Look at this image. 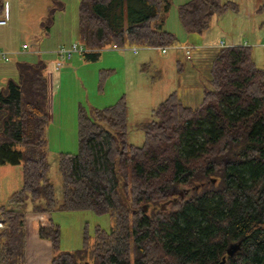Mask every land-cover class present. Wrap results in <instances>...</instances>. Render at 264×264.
Wrapping results in <instances>:
<instances>
[{
    "label": "trees",
    "instance_id": "1",
    "mask_svg": "<svg viewBox=\"0 0 264 264\" xmlns=\"http://www.w3.org/2000/svg\"><path fill=\"white\" fill-rule=\"evenodd\" d=\"M171 5L170 0H81L78 38L89 49L82 56L96 59L107 46L175 44L177 35L165 28L164 19ZM5 9L0 0V15ZM230 10L238 4L187 0L178 6V17L187 33L202 34L214 16ZM258 11L264 12V4ZM53 14L49 6L50 19ZM214 56L212 88L204 89L202 102L185 105L172 92L152 110V119L139 125L145 133L141 146L127 140L125 96L92 113L78 108V152L58 155L64 180L58 205L48 175L45 63L18 61L19 79L9 78L0 91V163L21 164L23 186L0 204L5 222L0 264L27 263L29 200L37 212L92 210L112 221L109 230L98 226L90 242L85 232L82 249L58 252L50 264H221L223 256L225 264H264V69L250 46H225ZM181 185L192 192L162 210L172 188ZM41 198L44 204L38 203ZM39 235L59 250L58 224L41 225ZM238 240L242 249L226 255Z\"/></svg>",
    "mask_w": 264,
    "mask_h": 264
},
{
    "label": "rangeland",
    "instance_id": "2",
    "mask_svg": "<svg viewBox=\"0 0 264 264\" xmlns=\"http://www.w3.org/2000/svg\"><path fill=\"white\" fill-rule=\"evenodd\" d=\"M80 1L5 0L6 8L12 12L11 45L16 44L15 47L22 51L23 44L29 46L24 53L14 54L8 66L15 69L19 60L45 62L51 113L48 126L51 168L48 175L55 185L57 205L63 199L64 184L58 168V155L61 152L76 153L79 149L78 108L84 107L92 113L94 109L116 103L125 96L127 140L129 144L141 146L145 142V133L139 125L151 120L152 110L172 92L176 91L185 105L196 107L203 100L204 89L212 88L209 74L215 56L210 51L204 52L199 43H230L235 40L237 44L250 46L253 60L264 69V12L258 11L264 0H231L238 4V10L214 16L204 36L187 33L179 20L178 6L187 0H170L171 8L164 13L165 28L177 35L176 45L194 46L196 49L192 53L172 47L164 53L159 46L140 45H136V53L133 50L135 46H107L102 48L96 59L75 54L74 59L57 70L56 55L51 51L62 43L78 39ZM226 1L229 0H222ZM49 6L54 8L53 19L49 18ZM188 35L191 39L184 37ZM240 38L242 40H238ZM17 57L20 59L15 60ZM14 78L19 79L18 71ZM22 186V165L0 163V204L6 203L9 196ZM38 203L44 204L45 199H39ZM31 204L29 200L28 206ZM51 217L61 231L59 250L54 249L56 254L82 249L85 232L90 242L98 226L109 230L112 225L110 215L97 214L92 210H55ZM34 226L30 218L29 233H33Z\"/></svg>",
    "mask_w": 264,
    "mask_h": 264
},
{
    "label": "crops",
    "instance_id": "3",
    "mask_svg": "<svg viewBox=\"0 0 264 264\" xmlns=\"http://www.w3.org/2000/svg\"><path fill=\"white\" fill-rule=\"evenodd\" d=\"M4 13L6 15L8 22L5 25H0V48H2L4 50H8V51H15L16 50V51H19V54L24 53L23 51H21V49L19 50L18 47H15L16 44L11 45V43H10L9 33H10V27H11L10 23L12 20L11 9L6 8ZM204 35L205 34L202 33V36H204ZM184 37L186 39H191L189 35L184 36ZM78 39H72L71 41H69L67 43H62V44L58 45L57 48L59 46H62V45H69L70 43H72L73 41H76ZM238 40H242V38H240ZM199 45L201 46L200 48L204 52L210 51L209 53H214V55H215V53L217 52V50L219 48H222L225 46L243 45V44H237V42L234 40L232 42L230 41V43H227L226 41H225V43L223 41H221V43H219V42L218 43H209V41H208V43H205V42L199 43ZM182 46H191V45H182ZM205 47H206V49H205ZM57 48H55V49H57ZM175 49H181V50L186 51L187 54H190L196 48L194 47V49H192V51L190 53H188L187 50L185 48H182V47H178ZM51 53L53 54V51H51ZM19 59H20V57H17L15 60H19ZM10 61L5 62V61L0 60V91L4 87V85L6 84L7 80L9 78H12V77L14 78L15 73H17V71H18L17 70V62L18 61H16V63H15V69L12 68V66H8ZM19 61H28V60H19ZM39 61H42V60H39ZM42 62H44V61H42ZM72 63H74V62H72ZM22 178H23V173H22ZM33 207H34V204H31L30 206H28L29 210L27 211V214H26V233H27V239H26L27 263L26 264H50L52 258L56 254V252H55V250H54V248H53V246L49 240L40 237L39 227L41 225H48V224L53 222L52 217H51V212H49V211L37 212L33 209ZM30 218H31V220L34 221V224H35L34 229H33L34 230L33 233L28 232V224H29ZM45 254H48V255L45 256Z\"/></svg>",
    "mask_w": 264,
    "mask_h": 264
},
{
    "label": "built area",
    "instance_id": "4",
    "mask_svg": "<svg viewBox=\"0 0 264 264\" xmlns=\"http://www.w3.org/2000/svg\"><path fill=\"white\" fill-rule=\"evenodd\" d=\"M8 20L6 18L5 13L0 15V25H5L7 24ZM164 53L168 51L169 48H178L182 47L187 50L188 53L194 49V46H179L176 44L173 45H163L159 46ZM29 48L28 44H23L22 49L23 51H26ZM133 50L135 52H138V48L135 46L133 47ZM22 51V50H21ZM89 51V49L81 42V41H73L69 45H62L59 46L57 49L53 51V53L56 55V66L55 68L59 70L62 68L69 60L73 58L75 54H80L82 55L83 53ZM19 51H8L0 48V60L8 62L12 59V56L14 54H18ZM5 227V222L1 216L0 212V228Z\"/></svg>",
    "mask_w": 264,
    "mask_h": 264
},
{
    "label": "water",
    "instance_id": "5",
    "mask_svg": "<svg viewBox=\"0 0 264 264\" xmlns=\"http://www.w3.org/2000/svg\"><path fill=\"white\" fill-rule=\"evenodd\" d=\"M107 129H109L108 127H106ZM118 165H119V163L117 162V166H116V169H118ZM119 178H120V180L122 179V177L119 175ZM122 182L120 181V187H119V191H120V193H121V195L123 196V198L125 199V200H127L126 199V196H125V193H124V191H123V188H122ZM200 187V186H199ZM199 187H197V189H199ZM192 190H193V187H182L180 190H178V191H173L171 194L173 195V197L171 198V199H169V200H167V201H165V202H163L162 203V205H161V209L162 210H166L167 209V207H168V205L172 202V201H174V200H176L177 199V197L178 196H181V197H184L185 195H189L191 192H192ZM143 207H144V210L145 211H148L149 210V205L148 204H144L143 205ZM157 207H154V209H156ZM242 249V240H239V241H235V242H231L229 245H228V247H227V249H226V255H228V256H235L240 250ZM226 256H223V258H222V262H221V264H225V262H226ZM86 264H90L89 262H86Z\"/></svg>",
    "mask_w": 264,
    "mask_h": 264
},
{
    "label": "flooded vegetation",
    "instance_id": "6",
    "mask_svg": "<svg viewBox=\"0 0 264 264\" xmlns=\"http://www.w3.org/2000/svg\"><path fill=\"white\" fill-rule=\"evenodd\" d=\"M182 187H187V186L181 185V186H179V187H173L172 190H171V193H172L173 191H178V190H180ZM171 196L173 197L172 194H171ZM238 241H239V240H238Z\"/></svg>",
    "mask_w": 264,
    "mask_h": 264
}]
</instances>
